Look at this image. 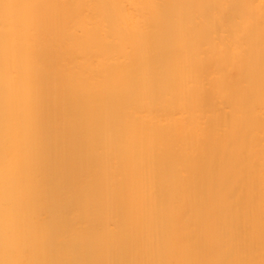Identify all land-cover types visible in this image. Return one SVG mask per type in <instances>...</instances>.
<instances>
[{"label": "bare ground", "instance_id": "obj_1", "mask_svg": "<svg viewBox=\"0 0 264 264\" xmlns=\"http://www.w3.org/2000/svg\"><path fill=\"white\" fill-rule=\"evenodd\" d=\"M0 264H264V0H0Z\"/></svg>", "mask_w": 264, "mask_h": 264}]
</instances>
